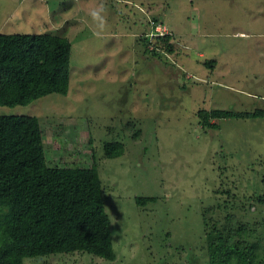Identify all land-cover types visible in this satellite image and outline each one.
I'll list each match as a JSON object with an SVG mask.
<instances>
[{
  "label": "rangeland",
  "instance_id": "374dc122",
  "mask_svg": "<svg viewBox=\"0 0 264 264\" xmlns=\"http://www.w3.org/2000/svg\"><path fill=\"white\" fill-rule=\"evenodd\" d=\"M0 32L71 41L68 91L3 96L0 113L39 121L48 165L95 164L115 251L24 264H208L227 219L264 258V0H0ZM213 109L249 115L213 127Z\"/></svg>",
  "mask_w": 264,
  "mask_h": 264
},
{
  "label": "trees",
  "instance_id": "16d2710c",
  "mask_svg": "<svg viewBox=\"0 0 264 264\" xmlns=\"http://www.w3.org/2000/svg\"><path fill=\"white\" fill-rule=\"evenodd\" d=\"M144 37L148 43L149 35ZM160 37L167 40L170 35ZM166 44L169 50L171 43ZM70 56L71 41L62 34L0 32V97L65 94ZM248 115L226 109L201 113L205 124L213 127L217 124L209 122L210 116ZM123 150L121 141L104 143L107 157ZM261 180L257 201L264 204V174ZM229 222L205 232L208 264H264V258L243 243L246 226L231 228ZM75 250L115 258L95 164L48 165L39 121L30 114L0 113V264H24L26 256Z\"/></svg>",
  "mask_w": 264,
  "mask_h": 264
}]
</instances>
